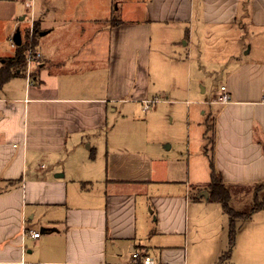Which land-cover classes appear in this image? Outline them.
Here are the masks:
<instances>
[{
	"label": "crops",
	"instance_id": "1",
	"mask_svg": "<svg viewBox=\"0 0 264 264\" xmlns=\"http://www.w3.org/2000/svg\"><path fill=\"white\" fill-rule=\"evenodd\" d=\"M27 17L0 0V42L26 41ZM33 17L42 59L0 89V264H264V208L224 259L209 200L213 167L230 203L264 183V0H35Z\"/></svg>",
	"mask_w": 264,
	"mask_h": 264
},
{
	"label": "trees",
	"instance_id": "2",
	"mask_svg": "<svg viewBox=\"0 0 264 264\" xmlns=\"http://www.w3.org/2000/svg\"><path fill=\"white\" fill-rule=\"evenodd\" d=\"M36 36L38 28L36 29ZM26 52L27 45L23 43L22 46L17 47L16 54L13 58L6 59L4 66L0 70V89L10 79L18 76L24 66H26ZM264 189V183L261 187ZM211 202L220 203L230 220V244H234L235 236V218L238 216L230 207L231 194L228 188L224 185L221 175L213 167L211 175V184L209 187ZM257 207L252 210V213L262 209L263 204L256 205ZM237 219H249L246 214H239Z\"/></svg>",
	"mask_w": 264,
	"mask_h": 264
},
{
	"label": "rangeland",
	"instance_id": "3",
	"mask_svg": "<svg viewBox=\"0 0 264 264\" xmlns=\"http://www.w3.org/2000/svg\"><path fill=\"white\" fill-rule=\"evenodd\" d=\"M25 12H26V16H27L28 13H27L26 6H25ZM30 18L31 17L29 16V17H27L25 19V23H23V27L27 26V24L29 23L28 20H30ZM28 27H29V25H28ZM28 27L26 29V41H25V39L23 41V43H26V45H29V39H30V36H29V31H30L29 29L30 28H28ZM34 27H35L34 31L36 32L37 19H35ZM36 38L37 37H36V33H35V35H34V43H35V39ZM254 40H256V39H254ZM12 45L15 46L14 43H13V39L12 40H6L5 42L1 41L0 42V49L3 50V48H4L6 50L5 54H7L8 56H13L15 54V51H16L17 47L15 46L16 48H13ZM231 47H232V45L228 44V53L229 54L231 53ZM255 55H257V51L256 50H254L252 52V54L248 55V56H250L252 58V57H255ZM240 56H242L243 58L247 57V55H245V53L241 54ZM3 58H5V57H3ZM213 125H214V122L210 121V129L213 127ZM255 189H256V191H258V193H256V195H257L256 198H253L254 194L250 195L248 193L244 194L242 192L233 191L234 197H233V199H232V201L230 203V207L238 215L237 217L240 216L239 214H246V215L249 216L248 218H250V219L257 218L258 215L256 214V216H253L254 213H252V210L257 207L256 205H259V204H263L262 208H264V194H263V190H262L261 186L256 187ZM237 217L235 218V223H236L235 226H236V228H235V236L234 237H236L238 229L241 228L242 223H245L247 220L248 221L250 220V219L242 220V219H239V218L237 219ZM229 235H230V231H229ZM234 240H235V238H234ZM234 247H235V245H233V244L229 245V252L226 253V255L224 256L225 257L224 259H226V258L228 259L230 257L229 256L230 251L234 250L236 248V247L235 248Z\"/></svg>",
	"mask_w": 264,
	"mask_h": 264
},
{
	"label": "built area",
	"instance_id": "4",
	"mask_svg": "<svg viewBox=\"0 0 264 264\" xmlns=\"http://www.w3.org/2000/svg\"><path fill=\"white\" fill-rule=\"evenodd\" d=\"M34 2L35 0H24V4L27 8V10L29 11L28 13V17L30 16V20H28L29 22V45H27V52H26V72L28 74V76H30L31 74V67L33 66H38V64L40 63L42 56L40 54V52L37 51L35 44H34V35H35V31H34V23H35V18L33 17V7H34ZM221 91H222V95L219 96L218 98V102L219 103H229L231 101V97L230 94L228 93L227 87L223 86L221 87ZM157 101H147L144 104V108L145 111L149 110L151 108L152 104H155ZM32 236L34 238H38L40 237V233H31ZM135 259H139V254L134 255ZM136 264H163V263H157L156 261H154L153 259H151L150 257H146L145 259H143V261L141 263H136Z\"/></svg>",
	"mask_w": 264,
	"mask_h": 264
},
{
	"label": "water",
	"instance_id": "5",
	"mask_svg": "<svg viewBox=\"0 0 264 264\" xmlns=\"http://www.w3.org/2000/svg\"><path fill=\"white\" fill-rule=\"evenodd\" d=\"M13 43L17 47L22 46L23 41H22V34H21V31L20 30H17L16 34L14 35V37H13ZM205 197L206 198L209 197L208 193H205ZM43 232H48V230L47 229H43Z\"/></svg>",
	"mask_w": 264,
	"mask_h": 264
}]
</instances>
